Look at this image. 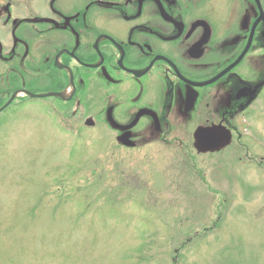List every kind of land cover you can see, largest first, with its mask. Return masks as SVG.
<instances>
[{
  "label": "flooded vegetation",
  "instance_id": "flooded-vegetation-1",
  "mask_svg": "<svg viewBox=\"0 0 264 264\" xmlns=\"http://www.w3.org/2000/svg\"><path fill=\"white\" fill-rule=\"evenodd\" d=\"M255 112L264 0H0V134L103 122L121 148L200 155L225 146L199 148L198 128L230 137Z\"/></svg>",
  "mask_w": 264,
  "mask_h": 264
},
{
  "label": "rangeland",
  "instance_id": "rangeland-1",
  "mask_svg": "<svg viewBox=\"0 0 264 264\" xmlns=\"http://www.w3.org/2000/svg\"><path fill=\"white\" fill-rule=\"evenodd\" d=\"M45 131L0 134V264H264L263 113L200 155Z\"/></svg>",
  "mask_w": 264,
  "mask_h": 264
},
{
  "label": "water",
  "instance_id": "water-1",
  "mask_svg": "<svg viewBox=\"0 0 264 264\" xmlns=\"http://www.w3.org/2000/svg\"><path fill=\"white\" fill-rule=\"evenodd\" d=\"M196 140L199 142V148L209 150L211 148H221L223 145L225 146L227 143L221 145L224 140H229V134L225 136H218L212 130H208L207 128H198L195 134ZM119 140L123 142V144L131 145L132 143H128L127 134H123L120 136ZM221 146V147H220ZM223 146V147H224Z\"/></svg>",
  "mask_w": 264,
  "mask_h": 264
}]
</instances>
